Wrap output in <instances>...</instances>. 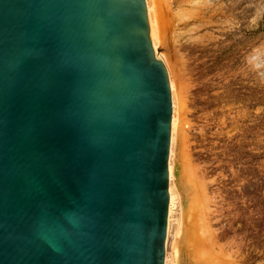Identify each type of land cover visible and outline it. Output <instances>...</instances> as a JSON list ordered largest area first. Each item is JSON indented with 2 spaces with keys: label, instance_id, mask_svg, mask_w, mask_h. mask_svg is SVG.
Here are the masks:
<instances>
[{
  "label": "water",
  "instance_id": "95a60500",
  "mask_svg": "<svg viewBox=\"0 0 264 264\" xmlns=\"http://www.w3.org/2000/svg\"><path fill=\"white\" fill-rule=\"evenodd\" d=\"M172 114L146 0H0V264H165Z\"/></svg>",
  "mask_w": 264,
  "mask_h": 264
},
{
  "label": "rangeland",
  "instance_id": "374dc122",
  "mask_svg": "<svg viewBox=\"0 0 264 264\" xmlns=\"http://www.w3.org/2000/svg\"><path fill=\"white\" fill-rule=\"evenodd\" d=\"M149 1L176 82L169 264H264V0Z\"/></svg>",
  "mask_w": 264,
  "mask_h": 264
},
{
  "label": "bare ground",
  "instance_id": "6f19581e",
  "mask_svg": "<svg viewBox=\"0 0 264 264\" xmlns=\"http://www.w3.org/2000/svg\"><path fill=\"white\" fill-rule=\"evenodd\" d=\"M152 2H150L149 0H146V4H147V8L149 11V17H150V21H151V25H152V42H153V49L155 51V54L157 56L158 59L162 60L167 68L168 74H169V80H170V86L171 88V92L172 89L176 90V82L172 79V70L171 67L169 66L167 59H165V52H163V50L161 49V47H163L161 45V41L160 38L157 37V35L155 34V16L152 13L153 10V4H151ZM153 10V11H152ZM175 98V97H174ZM175 102V101H174ZM172 104H173V97H172ZM176 104H174L175 106ZM177 107V106H175ZM177 120L175 115L172 114V125H171V145H170V154H169V194H170V203H169V213H168V228H167V239H166V249H167V245H168V238H169V234H170V230H171V223H172V215L173 212L175 210V207L177 205V201H178V195H175V192L173 191L172 188V179H173V158H174V153H175V135L176 133V129L177 127ZM174 180V179H173ZM202 254V253H200ZM204 254V252H203ZM205 256V254H204ZM203 256V257H204ZM205 259V258H204ZM211 259V258H210ZM170 258L169 255L165 254V264H169ZM214 260H212L213 262ZM217 262V261H215Z\"/></svg>",
  "mask_w": 264,
  "mask_h": 264
}]
</instances>
